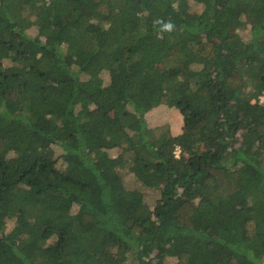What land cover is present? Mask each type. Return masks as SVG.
I'll use <instances>...</instances> for the list:
<instances>
[{
    "label": "trees",
    "instance_id": "obj_1",
    "mask_svg": "<svg viewBox=\"0 0 264 264\" xmlns=\"http://www.w3.org/2000/svg\"><path fill=\"white\" fill-rule=\"evenodd\" d=\"M261 97L264 0H0V264H264Z\"/></svg>",
    "mask_w": 264,
    "mask_h": 264
},
{
    "label": "rangeland",
    "instance_id": "obj_2",
    "mask_svg": "<svg viewBox=\"0 0 264 264\" xmlns=\"http://www.w3.org/2000/svg\"><path fill=\"white\" fill-rule=\"evenodd\" d=\"M29 33L31 35H34L35 31L31 30L29 31ZM238 34L240 36H244V34H246V31L243 33L238 32ZM103 79L106 83L107 76L104 75ZM260 102H264L263 97L260 98ZM144 118L149 128L167 126L169 133L172 136H177L181 133L182 119L179 114V111H177L176 109H168L166 107L160 106V107L154 108L150 110L149 112H147ZM110 154L115 156L116 152L112 151ZM177 154L178 152H176V155ZM127 179H130V177H128ZM142 191H143V197H144L145 203H147L150 207H152L158 197V192L146 190V189H142ZM11 226H12L11 223H9L8 228L10 229ZM175 263H176V259H172V258L167 259L165 262V264H175Z\"/></svg>",
    "mask_w": 264,
    "mask_h": 264
}]
</instances>
